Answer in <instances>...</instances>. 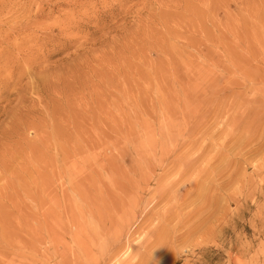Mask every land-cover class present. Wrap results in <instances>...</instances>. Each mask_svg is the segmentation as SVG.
<instances>
[{"label":"rangeland","instance_id":"1","mask_svg":"<svg viewBox=\"0 0 264 264\" xmlns=\"http://www.w3.org/2000/svg\"><path fill=\"white\" fill-rule=\"evenodd\" d=\"M0 264H264V0H0Z\"/></svg>","mask_w":264,"mask_h":264}]
</instances>
